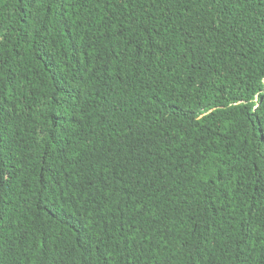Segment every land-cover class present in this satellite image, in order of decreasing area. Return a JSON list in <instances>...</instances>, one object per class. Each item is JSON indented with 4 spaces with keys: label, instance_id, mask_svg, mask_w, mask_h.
<instances>
[{
    "label": "trees",
    "instance_id": "obj_1",
    "mask_svg": "<svg viewBox=\"0 0 264 264\" xmlns=\"http://www.w3.org/2000/svg\"><path fill=\"white\" fill-rule=\"evenodd\" d=\"M0 264H264V0H0Z\"/></svg>",
    "mask_w": 264,
    "mask_h": 264
}]
</instances>
